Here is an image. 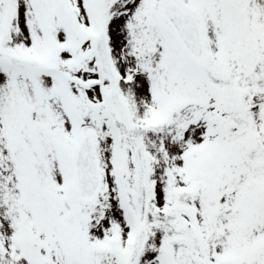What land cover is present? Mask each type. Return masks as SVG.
Returning a JSON list of instances; mask_svg holds the SVG:
<instances>
[{"label": "snow or ice", "instance_id": "6c2138e0", "mask_svg": "<svg viewBox=\"0 0 264 264\" xmlns=\"http://www.w3.org/2000/svg\"><path fill=\"white\" fill-rule=\"evenodd\" d=\"M0 264H264V0H0Z\"/></svg>", "mask_w": 264, "mask_h": 264}]
</instances>
